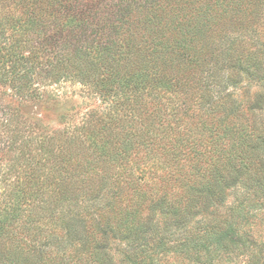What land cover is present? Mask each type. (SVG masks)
<instances>
[{"label": "trees", "instance_id": "1", "mask_svg": "<svg viewBox=\"0 0 264 264\" xmlns=\"http://www.w3.org/2000/svg\"><path fill=\"white\" fill-rule=\"evenodd\" d=\"M68 80L100 102L65 143L44 127L0 145V264H189L235 244L264 204V0H0L2 93ZM16 117L0 98V128Z\"/></svg>", "mask_w": 264, "mask_h": 264}, {"label": "rangeland", "instance_id": "2", "mask_svg": "<svg viewBox=\"0 0 264 264\" xmlns=\"http://www.w3.org/2000/svg\"><path fill=\"white\" fill-rule=\"evenodd\" d=\"M46 89L53 91L35 99H19L2 93L3 88L0 87V98L15 108L18 120L9 131L4 127L0 128V145L7 135L12 136L18 129L19 136L40 140L43 137L40 135L46 132L44 127L48 130H60L61 138L57 142L63 144L64 139L74 133V129L83 125L85 112L100 102L97 93L83 87L79 82L62 81ZM9 157L6 152L0 153V179L6 174L8 166L5 162H9ZM27 172L24 170L20 174H28ZM262 200L264 202V197ZM239 234L238 238L234 239L235 244L226 252L224 249L215 251V247L211 246L209 252L203 249L200 259L194 258L189 264H264V204L261 207L249 208V211L244 213Z\"/></svg>", "mask_w": 264, "mask_h": 264}]
</instances>
